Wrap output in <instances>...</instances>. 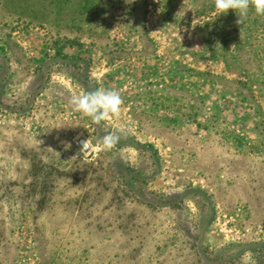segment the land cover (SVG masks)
<instances>
[{
  "label": "rangeland",
  "instance_id": "obj_1",
  "mask_svg": "<svg viewBox=\"0 0 264 264\" xmlns=\"http://www.w3.org/2000/svg\"><path fill=\"white\" fill-rule=\"evenodd\" d=\"M237 20L212 0H0V264H264V17ZM83 77L118 116L71 109Z\"/></svg>",
  "mask_w": 264,
  "mask_h": 264
},
{
  "label": "clouds",
  "instance_id": "obj_2",
  "mask_svg": "<svg viewBox=\"0 0 264 264\" xmlns=\"http://www.w3.org/2000/svg\"><path fill=\"white\" fill-rule=\"evenodd\" d=\"M212 2L218 16L226 14L228 10H233L238 16V24L248 17L250 10L256 16L264 17V0H212ZM122 103V98L117 90L104 88L74 94L69 100L74 112L81 114L82 117L90 118L94 124H100L101 121L109 117L118 116ZM118 131L124 134L127 130L119 129ZM120 139V135L109 133L100 139L99 147L103 151H109L116 146ZM85 148L87 149L86 146Z\"/></svg>",
  "mask_w": 264,
  "mask_h": 264
},
{
  "label": "trees",
  "instance_id": "obj_3",
  "mask_svg": "<svg viewBox=\"0 0 264 264\" xmlns=\"http://www.w3.org/2000/svg\"><path fill=\"white\" fill-rule=\"evenodd\" d=\"M82 77H79V79ZM83 80H85L86 84H85V88H84V92L85 91H93L94 89L97 88V84L95 83V81L93 79L90 78H86L83 77Z\"/></svg>",
  "mask_w": 264,
  "mask_h": 264
},
{
  "label": "water",
  "instance_id": "obj_4",
  "mask_svg": "<svg viewBox=\"0 0 264 264\" xmlns=\"http://www.w3.org/2000/svg\"><path fill=\"white\" fill-rule=\"evenodd\" d=\"M78 144H79V146H80L82 149H84V150L89 149V146L85 145L84 141H82V138H79V139H78ZM85 146L87 147V149L85 148Z\"/></svg>",
  "mask_w": 264,
  "mask_h": 264
},
{
  "label": "crops",
  "instance_id": "obj_5",
  "mask_svg": "<svg viewBox=\"0 0 264 264\" xmlns=\"http://www.w3.org/2000/svg\"><path fill=\"white\" fill-rule=\"evenodd\" d=\"M94 81H95L96 84H98V81H96L95 79H94ZM105 82H106V83H105ZM103 84L107 85V81L105 80V81L103 82ZM96 89H97V88H96ZM96 89H94V90H96ZM94 90H93V91H94ZM77 141H78V140H77ZM88 145H89V144H88Z\"/></svg>",
  "mask_w": 264,
  "mask_h": 264
},
{
  "label": "bare ground",
  "instance_id": "obj_6",
  "mask_svg": "<svg viewBox=\"0 0 264 264\" xmlns=\"http://www.w3.org/2000/svg\"><path fill=\"white\" fill-rule=\"evenodd\" d=\"M82 141H84V143H86V145L89 146L88 145L89 143L86 140L82 139Z\"/></svg>",
  "mask_w": 264,
  "mask_h": 264
}]
</instances>
